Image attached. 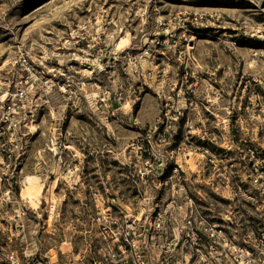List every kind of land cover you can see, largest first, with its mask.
I'll list each match as a JSON object with an SVG mask.
<instances>
[{
    "label": "rangeland",
    "instance_id": "obj_1",
    "mask_svg": "<svg viewBox=\"0 0 264 264\" xmlns=\"http://www.w3.org/2000/svg\"><path fill=\"white\" fill-rule=\"evenodd\" d=\"M19 51L53 83L25 124L0 122V264H107L97 216L152 208L148 157L231 121L252 77L264 88V0H0V99Z\"/></svg>",
    "mask_w": 264,
    "mask_h": 264
},
{
    "label": "built area",
    "instance_id": "obj_2",
    "mask_svg": "<svg viewBox=\"0 0 264 264\" xmlns=\"http://www.w3.org/2000/svg\"><path fill=\"white\" fill-rule=\"evenodd\" d=\"M13 65V87L0 99V122L11 131L27 122L35 107L32 99L53 83L50 77L41 82L33 78L38 69L24 51L14 55ZM260 84V78L254 77L244 83L231 121L218 120L213 133L205 131L196 140L185 137L148 157L161 166L154 197L144 198L152 208L146 214L97 216L107 242L95 251L104 262L264 264V88ZM157 141L165 139L159 136ZM211 200L230 209L221 210ZM6 260L20 264L16 251H9ZM24 262L30 264L26 258ZM90 263L97 264L94 258Z\"/></svg>",
    "mask_w": 264,
    "mask_h": 264
},
{
    "label": "bare ground",
    "instance_id": "obj_3",
    "mask_svg": "<svg viewBox=\"0 0 264 264\" xmlns=\"http://www.w3.org/2000/svg\"><path fill=\"white\" fill-rule=\"evenodd\" d=\"M42 181L37 174H26L20 180V198L27 202L33 210H37L44 197Z\"/></svg>",
    "mask_w": 264,
    "mask_h": 264
}]
</instances>
